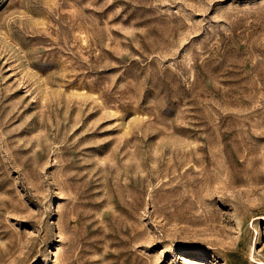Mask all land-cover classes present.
Wrapping results in <instances>:
<instances>
[{"label": "rangeland", "instance_id": "rangeland-1", "mask_svg": "<svg viewBox=\"0 0 264 264\" xmlns=\"http://www.w3.org/2000/svg\"><path fill=\"white\" fill-rule=\"evenodd\" d=\"M0 264H264V0H0Z\"/></svg>", "mask_w": 264, "mask_h": 264}, {"label": "bare ground", "instance_id": "bare-ground-1", "mask_svg": "<svg viewBox=\"0 0 264 264\" xmlns=\"http://www.w3.org/2000/svg\"><path fill=\"white\" fill-rule=\"evenodd\" d=\"M180 258L182 259V258H185V257H184V256H182V257H180Z\"/></svg>", "mask_w": 264, "mask_h": 264}]
</instances>
